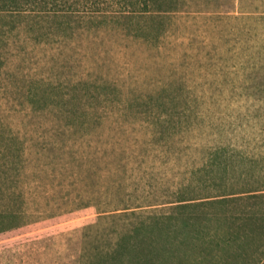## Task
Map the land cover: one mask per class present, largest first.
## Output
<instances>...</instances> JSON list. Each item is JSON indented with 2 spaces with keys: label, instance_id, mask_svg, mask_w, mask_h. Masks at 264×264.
<instances>
[{
  "label": "rangeland",
  "instance_id": "1",
  "mask_svg": "<svg viewBox=\"0 0 264 264\" xmlns=\"http://www.w3.org/2000/svg\"><path fill=\"white\" fill-rule=\"evenodd\" d=\"M192 3L155 43L65 50L0 17V212L16 213L0 264H80L87 235L109 232L102 209L133 199L264 193V0ZM200 180L215 184L182 189ZM259 214L262 250L263 198Z\"/></svg>",
  "mask_w": 264,
  "mask_h": 264
},
{
  "label": "trees",
  "instance_id": "2",
  "mask_svg": "<svg viewBox=\"0 0 264 264\" xmlns=\"http://www.w3.org/2000/svg\"><path fill=\"white\" fill-rule=\"evenodd\" d=\"M192 4V0H0V17L20 18L19 31L26 29L37 38L45 35L65 50L80 37L95 46L123 38L155 43ZM91 56V66L103 61L102 53ZM101 78L100 87L119 90L116 79ZM4 149L0 146V155ZM188 182L182 189L215 184ZM224 186L234 184L226 180ZM248 188L175 191L158 203L133 199L123 207L102 209L98 221L108 222L109 232L92 240V233L87 235L95 244H85L80 264H259L264 249L250 245L259 240V199H264V193L261 188ZM15 214L0 212V235Z\"/></svg>",
  "mask_w": 264,
  "mask_h": 264
}]
</instances>
